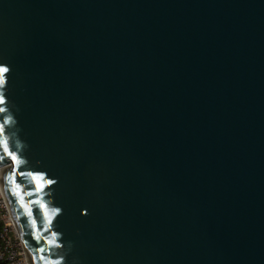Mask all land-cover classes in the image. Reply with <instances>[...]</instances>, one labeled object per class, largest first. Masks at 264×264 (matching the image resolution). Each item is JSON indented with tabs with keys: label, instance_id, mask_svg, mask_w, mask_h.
Returning <instances> with one entry per match:
<instances>
[{
	"label": "water",
	"instance_id": "obj_1",
	"mask_svg": "<svg viewBox=\"0 0 264 264\" xmlns=\"http://www.w3.org/2000/svg\"><path fill=\"white\" fill-rule=\"evenodd\" d=\"M0 68L30 264H264V0H0Z\"/></svg>",
	"mask_w": 264,
	"mask_h": 264
},
{
	"label": "built area",
	"instance_id": "obj_2",
	"mask_svg": "<svg viewBox=\"0 0 264 264\" xmlns=\"http://www.w3.org/2000/svg\"><path fill=\"white\" fill-rule=\"evenodd\" d=\"M7 166L2 169L4 172ZM3 172V173H4ZM0 174V264H30Z\"/></svg>",
	"mask_w": 264,
	"mask_h": 264
},
{
	"label": "snow or ice",
	"instance_id": "obj_3",
	"mask_svg": "<svg viewBox=\"0 0 264 264\" xmlns=\"http://www.w3.org/2000/svg\"><path fill=\"white\" fill-rule=\"evenodd\" d=\"M6 71H7V69L0 68V74L4 73ZM0 83H3L2 75H0ZM0 103H3V100L2 99H0ZM0 111H2V109H0ZM12 159L15 161L16 160V157L13 156Z\"/></svg>",
	"mask_w": 264,
	"mask_h": 264
},
{
	"label": "bare ground",
	"instance_id": "obj_4",
	"mask_svg": "<svg viewBox=\"0 0 264 264\" xmlns=\"http://www.w3.org/2000/svg\"><path fill=\"white\" fill-rule=\"evenodd\" d=\"M3 170L2 169H0V174L2 175V177H3ZM1 184H3V183H1ZM4 192H5V190H4ZM5 195H6V198H7V194H6V192H5ZM7 201H8V198H7Z\"/></svg>",
	"mask_w": 264,
	"mask_h": 264
}]
</instances>
